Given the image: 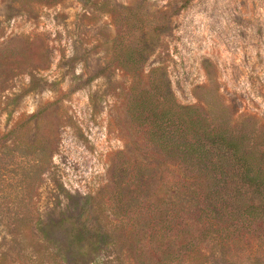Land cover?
<instances>
[{
	"label": "rangeland",
	"instance_id": "obj_1",
	"mask_svg": "<svg viewBox=\"0 0 264 264\" xmlns=\"http://www.w3.org/2000/svg\"><path fill=\"white\" fill-rule=\"evenodd\" d=\"M156 67L180 104L264 127V0H0V264H52L17 222L53 221L61 264H160L148 219L175 200L151 226L189 228L192 173L130 114ZM195 224L179 264H264V221Z\"/></svg>",
	"mask_w": 264,
	"mask_h": 264
},
{
	"label": "trees",
	"instance_id": "obj_2",
	"mask_svg": "<svg viewBox=\"0 0 264 264\" xmlns=\"http://www.w3.org/2000/svg\"><path fill=\"white\" fill-rule=\"evenodd\" d=\"M143 37L138 53L145 60L149 44ZM134 96L130 114L137 124L145 127L148 142L191 172L197 187L190 184L187 189L198 191L194 201L198 212L192 211L196 214L188 217L191 224L186 231L172 230L170 224L164 229H156V223L151 226L152 219L164 221L173 212L179 218L175 199L172 212L162 209L148 219V243L159 256L158 263L174 264L177 260L179 264L181 252L193 246L200 235H211L212 231L200 229L195 223L211 228L222 225V230L232 233L264 221V127L251 117L236 118L223 102L209 103L207 108L180 104L162 67L151 70L145 88ZM168 195L173 196L171 192ZM192 225L196 226L194 230ZM55 227L51 220L14 225L17 233L35 241L39 246L36 252L46 249L49 262L61 264L57 255L48 250ZM81 230L75 226L72 229L77 232L73 233L77 242L81 240ZM173 231L176 236H172Z\"/></svg>",
	"mask_w": 264,
	"mask_h": 264
}]
</instances>
